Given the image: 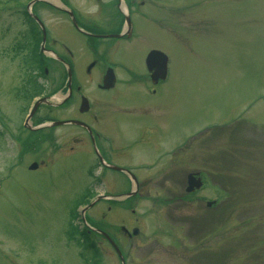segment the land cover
<instances>
[{
	"label": "rangeland",
	"instance_id": "rangeland-1",
	"mask_svg": "<svg viewBox=\"0 0 264 264\" xmlns=\"http://www.w3.org/2000/svg\"><path fill=\"white\" fill-rule=\"evenodd\" d=\"M158 1L159 8L148 11L155 21L162 18V27L138 22L147 43L132 64L142 69L145 46H158L169 57V77L154 98L121 88L118 106L133 110L115 113L111 134L127 143L133 165L159 162L145 176L166 165L167 153L179 149L177 156L186 154L175 160L180 177L183 170L205 167L226 188L228 199L212 212L196 204L181 213L187 218L190 245L184 241L175 247L174 256L134 248L150 239L166 245L181 236L163 222L150 199L140 201L141 233L130 244L129 264H139L132 259L148 253L145 257L153 264H264V0ZM27 2L0 0V118L7 126L11 119L21 124L28 108L26 101L10 96L24 76V60L9 50L21 38V9ZM36 9L46 25L65 23L60 13L39 5ZM173 34L180 40L175 47ZM23 104L24 112L19 110ZM10 133L0 129V264H89L79 256L85 223L75 210L80 195L90 190L89 143L51 157L43 147L23 149ZM191 152L196 160L189 163ZM47 157L51 164L46 166ZM33 162L38 167L29 170ZM108 177L121 178L115 172ZM201 191L197 196H218L210 188ZM135 218L125 213L100 221L105 227L111 223L130 229ZM215 226L219 228L210 233ZM98 249L100 264H119L107 243Z\"/></svg>",
	"mask_w": 264,
	"mask_h": 264
},
{
	"label": "flooded vegetation",
	"instance_id": "flooded-vegetation-1",
	"mask_svg": "<svg viewBox=\"0 0 264 264\" xmlns=\"http://www.w3.org/2000/svg\"><path fill=\"white\" fill-rule=\"evenodd\" d=\"M36 3L45 10L62 14L65 23L61 21L56 25H46L41 19L42 13L36 8L33 12L35 3L31 6V14L25 6L24 12L32 23L27 19L22 21L21 38L13 42L9 50L14 56L28 58L34 52V41L39 40L36 55L43 63L39 71L35 69L33 60L23 63L24 76L14 93L10 90V96L19 102L32 96L30 105L37 103L38 106L29 118L27 114L23 115L21 124L19 120H11L12 124L7 126L4 119L0 120V129L16 134L23 149L43 147L51 157L58 150L62 155H67L80 149L84 141L89 143L93 151V166L86 174L90 190L86 189L80 195L76 211L80 208V212L83 211L92 222L85 229L91 242L97 247L101 242L107 243L117 256V250L125 256L124 264H129L130 244L141 233L138 226H142V221L136 217L134 225L130 223L132 226L128 229L122 224L116 226L111 223L105 227L100 219L120 217L125 213L135 215L139 202L150 199L153 207L160 208L164 222L178 229L182 227L178 225L185 224L187 220L181 213L196 204L209 208L208 199L197 196L204 189L202 176L200 189L193 188L196 180L191 174L199 172L183 170L180 177L181 169H175L180 166H176L175 160L181 159L185 153L177 156L179 149L167 153L169 161L163 165L166 168L162 166L148 177L146 173L157 168L159 162L148 165L141 161L133 165L128 158L131 149H127V143L111 134L114 131L115 113L133 110L121 104L118 106L117 94L121 88L154 98L168 79L160 80L163 58L154 52L163 51L158 46H145L142 69L132 64L134 54L141 52L142 45L147 43L137 24L139 21L151 22L160 29L162 18L155 21L148 11L150 8L158 9L160 3L158 0H78V3L73 0H39ZM33 15L41 21L44 31ZM178 43L179 35L173 34L172 46ZM168 64L169 60L166 62L167 73ZM33 81L36 88L31 87ZM26 82L31 83L23 89L22 84ZM37 88L40 89L39 94H36ZM143 111L139 109L141 115ZM23 131L25 134H21ZM144 132L146 130L142 128L141 137L145 135ZM26 140L27 147L24 146ZM193 152L187 156L192 157L189 163L196 160ZM46 160V166L51 164L48 157ZM199 167V170L208 172L205 167ZM141 171L145 173L141 174ZM109 172L118 173L121 178H109ZM118 233L125 240L123 245ZM150 241L134 248L174 256L175 247L184 245L181 241L173 245ZM145 256L132 260L140 261L139 264H153L152 259ZM117 259L121 264L120 257ZM183 261L188 262V259Z\"/></svg>",
	"mask_w": 264,
	"mask_h": 264
},
{
	"label": "trees",
	"instance_id": "trees-1",
	"mask_svg": "<svg viewBox=\"0 0 264 264\" xmlns=\"http://www.w3.org/2000/svg\"><path fill=\"white\" fill-rule=\"evenodd\" d=\"M24 16L26 17V19H27L29 22L32 23L30 17H29L26 13H24ZM38 43H39V40L34 41V45H35L34 48H35V49H34L33 54L30 55L31 57L24 58L23 60H24V63H26V64H27V62H28L29 60H31V61L33 60V62H34L33 64H34V66H35V69H37V70L39 71V69H40V67H41V65H42V63H43V61H42V59H41L39 56L36 55ZM39 73H40V72H39ZM30 83H31V82H26L25 84L23 83V84H22L23 89H24V87H26L28 84L30 85ZM31 87H35V88L37 87L35 81L32 82ZM39 91H40V89L37 88V91H36L37 93H36V94H39ZM31 97H32V96H29V97L27 98L28 101L30 100ZM80 232H81L80 237H81V239H83V240H82L81 242H80V240H79V242H78V244H77V245L80 247V254H79V256H81L82 258H87V260H86V259H83V260H84L85 262L87 261V263H89V264H100V262L98 261V260H99V252H98V249L94 247V244H93V243L91 242V240L88 238L87 234L85 233V230H83V231L81 230ZM87 253L90 254L89 257L86 256ZM89 258H92V260H90ZM91 261H92V262H91Z\"/></svg>",
	"mask_w": 264,
	"mask_h": 264
},
{
	"label": "water",
	"instance_id": "water-1",
	"mask_svg": "<svg viewBox=\"0 0 264 264\" xmlns=\"http://www.w3.org/2000/svg\"><path fill=\"white\" fill-rule=\"evenodd\" d=\"M28 9V8H27ZM35 107H36V105H34V107H33V109L31 110V113L30 114H32V112H34V110H35ZM33 168H35V164H32V165H30V167H29V169H33ZM195 186V188H198L199 187V185L198 184H196V185H194ZM193 186V187H194ZM123 264V263H122Z\"/></svg>",
	"mask_w": 264,
	"mask_h": 264
}]
</instances>
